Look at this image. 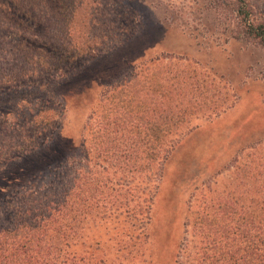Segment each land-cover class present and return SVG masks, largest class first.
<instances>
[{
	"label": "rangeland",
	"instance_id": "1",
	"mask_svg": "<svg viewBox=\"0 0 264 264\" xmlns=\"http://www.w3.org/2000/svg\"><path fill=\"white\" fill-rule=\"evenodd\" d=\"M16 1L0 0V16L4 13L7 19L0 20V63L7 57L13 60L10 52L14 46L31 50V54L23 51V60H37L39 47L51 51L58 40L69 47L87 45L93 54L104 53L77 77L73 85L77 93L50 87V81H38L37 86L23 82L0 90V120L10 133H33V123L42 119L43 128L51 129L41 139L70 140L78 147L86 137L91 155L83 161V197L96 195L94 178L101 194L95 214L88 211L76 225V237L67 253L76 254V264H177L186 224L195 209L220 199L245 205L249 185L256 191L257 183L247 174L250 165L264 164V46L231 38L237 28L230 0L220 4L217 0H98L104 9L97 10L99 17L93 21L90 13L95 6L91 2L95 0H84L85 9L78 12L69 33L61 17L52 28L46 24L45 14L22 12L28 1L19 6ZM36 1L42 5L41 0ZM252 2L259 11L264 10V0ZM18 11L21 15L14 17L12 13ZM124 11L128 17L119 14ZM23 14L29 20L22 23L19 17ZM50 15L57 17L53 12ZM17 23L29 30L16 29ZM116 27L140 28L141 34L129 46L105 55L106 40L101 36L107 28ZM149 30L152 32L147 34ZM118 40L110 38L107 43L114 45ZM163 56L170 58L162 60ZM133 71L138 74L133 88L137 101L142 95L140 85L153 76L154 83L165 85L173 77L170 83L186 87L183 91L189 101L199 104L186 106L176 136L179 143L162 174L156 167L152 177L147 173L122 175L124 171L112 168L105 158L95 159L93 142L85 132L91 116L108 112L105 109L113 97L109 91L112 83H106L113 75L120 80ZM83 83L90 86L82 93ZM59 91L66 96H57ZM40 108L45 112L35 118ZM90 124L93 131L98 129ZM17 140L19 146L21 139ZM12 154L11 162L0 163V210L5 214L23 194L37 193L42 178L47 177V172L39 175L35 170L28 172L27 167L21 172L29 156L23 159L21 153ZM111 188L118 192L110 197ZM88 203L85 206L92 201Z\"/></svg>",
	"mask_w": 264,
	"mask_h": 264
},
{
	"label": "trees",
	"instance_id": "2",
	"mask_svg": "<svg viewBox=\"0 0 264 264\" xmlns=\"http://www.w3.org/2000/svg\"><path fill=\"white\" fill-rule=\"evenodd\" d=\"M24 1L30 4L22 12L28 16L33 10L45 14L44 20L52 28L61 17L68 33L73 29L78 12L85 9L84 0H41L42 5H38L36 0H17V6ZM217 1L223 3L222 0ZM230 2L237 28L231 38L252 40L264 46V10L259 11L252 0ZM91 3L95 6L90 13L93 21L99 17L97 10L101 7L104 9V6L98 0ZM52 12L57 17H50ZM119 14L125 17L129 15L126 11ZM12 15L18 17L21 13L18 11ZM25 16L19 17L22 23L29 20ZM5 18L2 13L0 20ZM37 19L43 18L38 16ZM22 23H17L16 29L27 32L29 29H25ZM97 25L98 22L93 24L95 30L98 29ZM139 29L107 28L101 36L102 40H106L102 48L106 50L105 55L138 40L137 34H141ZM151 32L149 30L147 34ZM114 37L119 39L114 45L112 41L107 43L108 39ZM23 51L31 54L30 49L18 50L14 46L10 52L13 60L7 57L0 63V90L19 86L23 82H32V86H37L38 81H50V87H64L69 92L77 93L73 86L77 77L89 69L93 61L104 57V53L100 55L102 52H90L87 45L69 47L59 40L51 51L39 47L36 50L37 60L31 62V59L23 60ZM50 54L53 56L50 57ZM165 58L169 59L170 56L161 59ZM134 71L120 80L113 75L111 81L106 83H112V90L109 91L113 97L105 109L108 112L101 117L91 116L85 132L88 131L93 142L95 159L105 158L112 168L123 170L122 175L147 173L148 177H152L155 176L153 169L156 167L155 170L162 174V167L179 143L176 136L179 125L184 122L186 106L199 104L189 101L188 94L183 91L186 87L177 82V85L170 83L173 77H169L165 85L157 81L154 83L153 76L140 85L142 95L137 101L133 88L138 74ZM34 78L39 79L31 81ZM100 78L105 79L106 75L97 77L95 82ZM89 84L83 83L82 93L89 88ZM57 96L63 98L66 93L59 91ZM44 112L45 109H38L35 118ZM5 123L0 120V163L11 162L12 153L18 152L23 159L29 156L27 165L22 164L21 172H25L27 167L28 172L35 170L39 175L47 172V177L42 178L46 184L42 182L37 187V193L31 191L23 194L21 201L10 212L5 214L0 210V264H76V254L67 253V249L76 237V225L83 220V215L88 211L95 214L99 200L97 195L101 194V187L94 178L93 194L96 195L89 199L83 197V161H88L91 155L86 148V137L77 147L70 140L41 139L51 129L43 128L42 119L33 123L35 132L22 136L7 131ZM90 123H95L98 129L93 131ZM17 139H21L19 146ZM101 139L105 140L101 142ZM77 153L81 155L80 158L75 157ZM248 171L249 180L257 183L256 191H252L250 185L248 193L245 191L249 202L239 206L236 201L231 203L220 199L195 209L191 221L186 224V239L178 253L177 264H264V164L250 165ZM114 192L118 190L111 188L109 196ZM87 201H92L91 205L85 206ZM4 217L6 221H3Z\"/></svg>",
	"mask_w": 264,
	"mask_h": 264
}]
</instances>
